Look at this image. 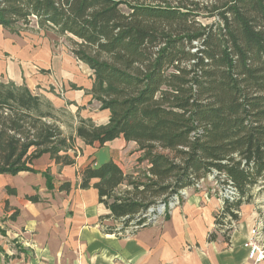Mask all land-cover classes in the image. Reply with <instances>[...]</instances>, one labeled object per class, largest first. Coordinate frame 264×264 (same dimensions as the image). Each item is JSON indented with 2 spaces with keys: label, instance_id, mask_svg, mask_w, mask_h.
<instances>
[{
  "label": "trees",
  "instance_id": "1",
  "mask_svg": "<svg viewBox=\"0 0 264 264\" xmlns=\"http://www.w3.org/2000/svg\"><path fill=\"white\" fill-rule=\"evenodd\" d=\"M188 4L201 2L0 0V25L11 32L36 19L40 28L76 37L69 36L72 52L93 69L91 93L110 112L106 124L80 118L67 134L49 100L0 79V174L34 172L33 161L45 153L61 167L73 165L82 151L77 139L103 146L123 137L137 144L145 172L126 173L109 160L87 165L79 183L59 189L94 187L123 230L217 171L239 193L215 217L229 238L225 216L236 223L241 206L264 186V0H211V23ZM44 175L53 188L49 171Z\"/></svg>",
  "mask_w": 264,
  "mask_h": 264
},
{
  "label": "crops",
  "instance_id": "2",
  "mask_svg": "<svg viewBox=\"0 0 264 264\" xmlns=\"http://www.w3.org/2000/svg\"><path fill=\"white\" fill-rule=\"evenodd\" d=\"M38 29L40 33L33 35L0 25V79L26 85L49 100L67 134L69 125L60 113L71 119L72 134L80 118L106 124L110 112L100 109L91 93L94 71L72 52L69 36L76 37ZM77 145L82 151L73 165L61 167L45 153L33 161L34 172L0 174V264H250L243 243L261 210L243 213L242 205L241 219L227 238L215 222L221 207L215 185L206 181L199 190L190 186L180 205L155 222L119 233L121 219L110 216L97 189L77 185L67 192L59 186L79 183L80 171L89 164L97 167L113 160L126 172L125 160L139 166L142 152L123 137L103 146L77 139ZM47 171L52 176L50 189ZM33 195L40 201L27 198Z\"/></svg>",
  "mask_w": 264,
  "mask_h": 264
},
{
  "label": "built area",
  "instance_id": "3",
  "mask_svg": "<svg viewBox=\"0 0 264 264\" xmlns=\"http://www.w3.org/2000/svg\"><path fill=\"white\" fill-rule=\"evenodd\" d=\"M216 176H218V172L214 171V173H210L206 177L196 180L192 187L199 190L203 187V184L206 181L212 182L215 185V191L221 202L219 214L222 215L224 204L227 201L232 202L238 199L239 193L236 187L233 185V182L226 178L225 175H219L218 178ZM259 189L260 187L256 188V190ZM188 190L189 187L182 188L170 196L167 202L159 203L156 206H151L141 216L137 217L135 220H131L123 230H120V228L123 226L121 224V227L118 228L119 233L129 234L139 230L149 223L155 222L160 216L180 205L182 198L188 196ZM259 208L261 210V214L259 215L255 226L250 229L249 234L243 243L247 250V260L250 262V264H264V206ZM141 218H146V220L142 223H138ZM230 218L231 217L229 215H226L224 218L225 224L223 225L224 229H228L229 227L232 228L229 232H231L236 225L234 221H232L230 224L227 223V220Z\"/></svg>",
  "mask_w": 264,
  "mask_h": 264
},
{
  "label": "rangeland",
  "instance_id": "4",
  "mask_svg": "<svg viewBox=\"0 0 264 264\" xmlns=\"http://www.w3.org/2000/svg\"><path fill=\"white\" fill-rule=\"evenodd\" d=\"M196 1H200L201 4L200 6H193V5H189L190 8H192V10L198 14L197 18L204 23H211L214 22L215 17L210 16L209 10H208V5L211 4V0H196ZM38 24L36 23V19H32L31 23L29 24L28 27L21 29L19 31V33L25 32L26 30L28 32H30L33 35H37L40 33V29H38ZM40 28V27H39ZM43 29V28H41ZM68 40V39H67ZM69 41V40H68ZM70 43V42H69ZM72 45V43H70ZM61 118H63V120L69 125L68 126V133H71V119L69 118V116L67 114L64 113H60ZM126 164H127V169L126 172L127 173H133L136 176L138 174H142V172H145V170L147 169V162H144L142 164L138 165H134V161H130V159H126L125 160ZM126 188V186H121L118 190H124ZM117 190V191H118ZM264 206V186H261L259 190H255L254 192V198L253 200L249 203V204H243L241 212L246 213L248 210L250 209H257L258 211L260 210L259 207ZM243 215V214H242ZM239 219H241V215H239ZM237 224V221H236ZM228 229H226L227 231ZM233 231H235V228L232 230L231 235L233 234ZM228 233V232H227Z\"/></svg>",
  "mask_w": 264,
  "mask_h": 264
}]
</instances>
